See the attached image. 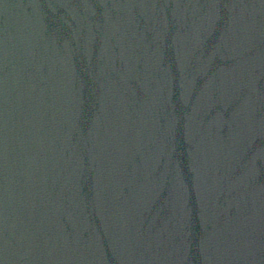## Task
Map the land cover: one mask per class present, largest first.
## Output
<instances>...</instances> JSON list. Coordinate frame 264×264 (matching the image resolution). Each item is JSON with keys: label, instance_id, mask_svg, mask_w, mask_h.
<instances>
[{"label": "water", "instance_id": "1", "mask_svg": "<svg viewBox=\"0 0 264 264\" xmlns=\"http://www.w3.org/2000/svg\"><path fill=\"white\" fill-rule=\"evenodd\" d=\"M0 264H264V0H0Z\"/></svg>", "mask_w": 264, "mask_h": 264}]
</instances>
